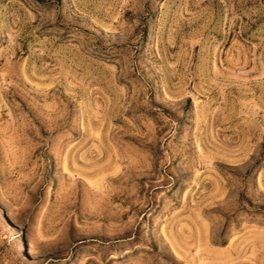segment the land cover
I'll list each match as a JSON object with an SVG mask.
<instances>
[{
  "label": "rangeland",
  "instance_id": "1",
  "mask_svg": "<svg viewBox=\"0 0 264 264\" xmlns=\"http://www.w3.org/2000/svg\"><path fill=\"white\" fill-rule=\"evenodd\" d=\"M0 264H264V0H0Z\"/></svg>",
  "mask_w": 264,
  "mask_h": 264
}]
</instances>
